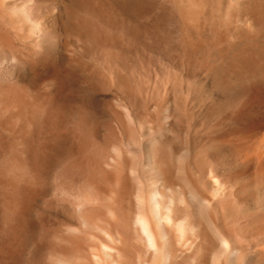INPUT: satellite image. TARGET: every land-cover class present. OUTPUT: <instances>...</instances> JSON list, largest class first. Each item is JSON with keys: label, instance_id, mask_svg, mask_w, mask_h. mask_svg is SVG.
<instances>
[{"label": "rangeland", "instance_id": "rangeland-1", "mask_svg": "<svg viewBox=\"0 0 264 264\" xmlns=\"http://www.w3.org/2000/svg\"><path fill=\"white\" fill-rule=\"evenodd\" d=\"M23 4L21 22L44 28L57 45L47 58L35 51L34 62L28 64L15 57L31 49L28 40L21 42L9 33L10 47L0 46L3 89L11 93L22 89L19 95L28 105L54 103L60 109L57 127L74 126L71 133L85 148L98 144L94 173L103 166L101 157L106 144L115 140L119 121L129 130L128 159L140 151L134 142L142 131L166 139L167 148L184 152L195 147L200 155L206 153L202 157L209 155L207 160L212 155L223 171L232 172L225 174L234 183L226 206L245 212L252 175L249 162L264 158V0H23ZM247 11L254 17L252 25L246 22L250 26L240 18ZM115 72L122 73L124 83L114 82ZM214 140L218 147L208 154ZM137 162L141 171V160ZM32 208L24 227L31 248L39 242L44 218L47 229H58L66 216L57 209L41 217L36 204ZM28 250L5 264H37Z\"/></svg>", "mask_w": 264, "mask_h": 264}, {"label": "bare ground", "instance_id": "bare-ground-1", "mask_svg": "<svg viewBox=\"0 0 264 264\" xmlns=\"http://www.w3.org/2000/svg\"><path fill=\"white\" fill-rule=\"evenodd\" d=\"M0 1V46L8 48L10 33L21 42L26 37L31 48L26 55H15L17 61L32 64L37 51L38 57H49L57 41L37 24L21 22L23 0ZM245 12L241 20L252 25L254 17ZM119 72L113 73L118 84L124 80ZM2 87L0 264L27 249L37 264H264L262 155L249 162L252 168L247 165L252 169L246 189L248 206L240 214L239 209H228L225 202L234 185L225 174L232 176V172L224 168V173L222 163L212 155L207 160L209 155L202 157L206 153L200 155L195 147L184 152L167 148L166 139L142 131L141 139L134 142L140 151L128 159L129 130L119 121L117 133L116 129L113 133L116 138L106 144L101 157L104 167L94 173L91 168L97 158V143L85 148L80 138L72 135L74 126L71 130L65 124L57 127L60 109L54 103L28 105L20 97L22 89L11 93ZM167 117L172 119V115ZM77 132L80 136L81 131ZM216 145V141L208 144V154ZM33 204L40 215L61 209L66 216L58 229L51 225L47 229L42 218L39 242L31 248L24 227ZM231 222L240 228L230 226ZM21 232L23 235L17 234Z\"/></svg>", "mask_w": 264, "mask_h": 264}]
</instances>
